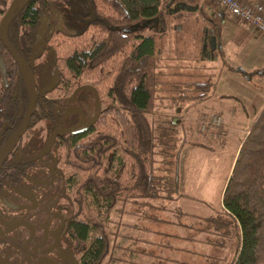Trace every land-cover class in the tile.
I'll use <instances>...</instances> for the list:
<instances>
[{
	"label": "trees",
	"instance_id": "16d2710c",
	"mask_svg": "<svg viewBox=\"0 0 264 264\" xmlns=\"http://www.w3.org/2000/svg\"><path fill=\"white\" fill-rule=\"evenodd\" d=\"M105 1L116 15L102 12L97 1V14L89 22L104 30L105 35L87 47L74 45L63 60L68 74L79 75L121 54L104 92L106 103L100 118L106 124L105 130L98 129L80 147L68 143L62 163L71 197L68 230L74 249L80 254V264H103L109 248V212L118 200L149 203L163 196L179 195L178 161L186 142L177 135L172 120L158 127L156 133L148 117L156 99L166 97L159 90L164 82L169 83L167 77L173 72L167 69L163 51L157 47L156 30L144 34L148 26L140 24L159 18L161 30L167 31L170 0ZM184 1L199 5V0ZM185 12L180 10L179 14ZM134 23L139 24L136 29H122ZM216 29L212 25L214 33L218 32ZM201 49L200 39V51L198 55L193 52L192 58L205 59ZM213 53L223 56L218 46ZM188 66L192 68V63ZM200 68L202 71L206 66L201 63ZM202 75L203 79L169 83L175 93L167 97L174 105L206 100L214 92L216 73L207 71ZM117 147L120 154L116 153ZM79 171L80 176L76 173ZM222 202L241 230L240 245L228 264H264V106L240 144Z\"/></svg>",
	"mask_w": 264,
	"mask_h": 264
},
{
	"label": "flooded vegetation",
	"instance_id": "af4514ba",
	"mask_svg": "<svg viewBox=\"0 0 264 264\" xmlns=\"http://www.w3.org/2000/svg\"><path fill=\"white\" fill-rule=\"evenodd\" d=\"M176 1L168 2V12ZM10 2L0 0V19ZM96 3L26 0L14 9L8 22L7 41L33 73L36 102L26 130L0 161V264H80L68 230L71 197L62 163L68 143L80 147L97 131L105 97L97 81H81L85 73L68 74L64 70L65 55L57 49L65 39H56L59 34H81L80 29L67 24L68 18L85 22L86 28L92 25L89 22L97 14ZM201 15L210 24L203 26V42L205 34L208 41L213 23L204 12ZM149 24L148 29L157 30L161 20L151 19ZM203 53L209 56L213 52L207 46ZM28 85V77L0 38V146L27 111ZM40 122L46 134L40 145L30 148L22 139ZM64 244L74 254V262L62 257L60 246Z\"/></svg>",
	"mask_w": 264,
	"mask_h": 264
},
{
	"label": "crops",
	"instance_id": "0c3cea01",
	"mask_svg": "<svg viewBox=\"0 0 264 264\" xmlns=\"http://www.w3.org/2000/svg\"><path fill=\"white\" fill-rule=\"evenodd\" d=\"M205 9L207 18L218 30L212 33L223 56L205 55L206 59L215 60L216 66V86L209 98L172 105L171 120L186 142L181 146L178 161L179 195L169 199L193 198L188 195L187 187L192 182L185 179L186 157L196 158L200 152L197 148L212 152L219 148L220 154L229 153L219 202L214 206L199 199L205 206L202 212L172 201L166 206L155 199L149 203L124 201L119 207L116 202L107 221V227L112 228H106L109 248L103 264H228L240 245V225L223 205L222 194L240 144L264 106V41L248 24L224 14L220 6L207 5ZM227 21L228 25L234 24L233 30L229 31ZM212 114L220 116L221 124L219 128L207 127L203 132L199 123ZM116 208L118 215L113 212ZM146 210L158 212L148 214Z\"/></svg>",
	"mask_w": 264,
	"mask_h": 264
},
{
	"label": "rangeland",
	"instance_id": "374dc122",
	"mask_svg": "<svg viewBox=\"0 0 264 264\" xmlns=\"http://www.w3.org/2000/svg\"><path fill=\"white\" fill-rule=\"evenodd\" d=\"M97 1H98V7L102 12L108 15H113V14L116 15V12L113 10V8L110 7L108 2H106L105 0H97ZM200 3L202 5L201 12H204V10H206L205 7L207 5L213 7L218 6L214 0H199V4ZM199 9L197 10L182 9L186 11L185 13H183V15L182 14L180 15L176 12L167 13L166 14L167 27H168L167 31L165 30L166 31L165 32L164 30H161L162 28L161 25H158L156 33H154L156 34L155 36H156L157 47H160L162 49L165 57V63L169 65L167 69L168 68L170 69V73L173 72L172 75H169L167 77L168 80L165 78L171 84L172 82L182 81V80L203 79L204 75H202V72L203 73L205 72L207 73V71L213 73L216 72V66L213 64V61L215 60L211 58L208 59L205 58L202 61L200 59L192 58L193 52H196L197 54L200 51V39L202 35L203 26L205 24L208 26L210 25L207 22V20L203 18ZM71 20L72 19L68 18L67 24H69L71 27L75 26L76 30L80 29L79 31H81V34H75L72 37H66L59 34L58 39L56 40L59 41L62 37H64L63 39L65 40L63 41L62 45L58 47L57 53H62L65 55L68 51L71 50V48L74 45L78 47H87L89 46L90 43L99 40L101 37L105 35V31L99 28V26L97 25H90L86 28L85 22L77 23ZM217 24H221L220 20H217ZM226 25H228V21L226 22ZM232 25L234 24L230 23L228 25L229 31L234 29ZM151 32H153V29L151 30L147 28L143 33L147 34ZM120 58H121V54H115L114 56L109 58L105 63H103L101 67L85 72V74L81 77V81L86 83H92L93 81L94 82L97 81V87L98 89L101 90V92H103L104 95L105 89L111 83L115 64ZM191 63H192V68L188 66V64ZM201 63L204 66H206V68L204 69L202 68L203 69L202 71L200 70ZM180 71L183 72L180 73ZM169 83L164 82L162 85V89L159 90V94L166 95V97L157 98L153 109L148 113V117L156 133H157V128L160 127L161 125L164 124L166 125V123L170 122L172 116L174 115L173 109H171L172 105H174L172 102L173 100L167 96L174 94L175 91L173 90L174 87L172 88L171 85H169ZM83 95H85V93H83ZM102 121L103 118H100V120H98L96 126L97 130L100 128L103 129V131L105 130L106 124H103L104 122ZM213 127L219 128L218 126H210V128ZM200 129L198 130L201 131L202 129L201 130ZM45 134H46L45 126L43 125V122H40L37 125L33 126L31 129H29V131L22 139V143L28 145V147L30 148H34L37 145L41 144ZM177 135L179 137L184 136L182 134V131H180V129H178ZM197 149H200V152L196 154V158H194L193 155L190 157L188 155L184 162L185 179L186 181L189 179L192 182L191 184L187 185V187L190 189L188 195L193 196V198H190L188 196L187 197L183 196L184 198L180 197L179 200L175 201L173 199L172 201L171 199H169L175 196V194H172L171 196H163V198H161L160 200L155 199L156 202H159L160 204L166 206L171 201L173 203H181L182 205H185L184 207L186 209L195 212L205 211V206H203L204 205L203 202L200 201L199 199L211 202V204L214 206L217 205V203L219 202V188H220L221 180L223 179V174L229 162L228 161L229 153L228 152L223 153L225 155L224 156L223 154H220L222 153V151L219 152L220 151L219 148H214L215 150H213V152L208 148L207 149L197 148ZM116 153L117 154L121 153L120 147L116 148ZM194 159L197 160L195 164L193 163ZM76 173L78 174V176L81 175V171ZM202 183L205 185H202ZM117 203H119L117 206L119 207L120 204L123 203V201L118 200ZM118 209L119 208L114 209L115 211L113 212L117 214L119 212ZM116 210H118V212ZM147 212L149 214L150 212L152 213L153 210H146L145 213ZM154 212L157 213L158 211H154ZM106 228H112V226L108 225L107 227L106 225ZM60 253L62 257L69 262H74L76 259L74 254L68 249V247L65 246V244L63 246H60Z\"/></svg>",
	"mask_w": 264,
	"mask_h": 264
},
{
	"label": "water",
	"instance_id": "95a60500",
	"mask_svg": "<svg viewBox=\"0 0 264 264\" xmlns=\"http://www.w3.org/2000/svg\"><path fill=\"white\" fill-rule=\"evenodd\" d=\"M26 0H11L9 6L7 7L6 11L2 15L0 19V38L7 45L9 50L12 52L13 56L15 57L16 61L18 62L19 67L21 68L22 73L28 77L29 79V84L28 85V91H29V103L27 107V111L24 114V117L20 124L15 128V130L11 133V135L2 143L0 146V161L3 160L7 154L11 151L13 146L16 144L18 141L19 137L22 135V133L26 130L27 125L29 123L30 116L32 112L34 111L35 107V102H36V92H35V78L33 76V73L31 70L28 68L27 64L24 62L22 57L13 49L8 41H7V36H6V30H7V25L8 22L12 16V13L14 9L20 5ZM173 1V0H171ZM170 3V2H169ZM264 3V0H263ZM199 8L198 4H192L189 2H186L184 0H177L172 7H170L169 12H176L178 10L186 9V10H197ZM151 19H147L146 21L142 22L140 24L141 27L148 26L149 28L151 25L149 22ZM156 21H159V18H156ZM139 26L138 23L131 24L130 26H123L122 29L124 31H129L136 29ZM206 35L204 36L203 42H202V52H204L207 49V46H209V49L211 52L214 51V49L217 46V38L216 35L211 33L209 35L208 41L206 40ZM212 54V53H211ZM66 130H71V128H65Z\"/></svg>",
	"mask_w": 264,
	"mask_h": 264
},
{
	"label": "built area",
	"instance_id": "2783aa9c",
	"mask_svg": "<svg viewBox=\"0 0 264 264\" xmlns=\"http://www.w3.org/2000/svg\"><path fill=\"white\" fill-rule=\"evenodd\" d=\"M224 13L233 16L236 21L252 27L264 41V3L263 0H214ZM200 128L219 126L221 118L212 114L200 121Z\"/></svg>",
	"mask_w": 264,
	"mask_h": 264
}]
</instances>
